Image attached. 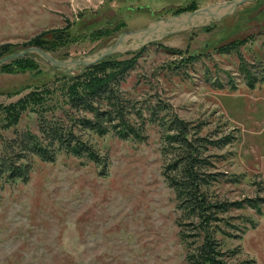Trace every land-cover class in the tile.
I'll return each instance as SVG.
<instances>
[{
	"label": "rangeland",
	"instance_id": "rangeland-1",
	"mask_svg": "<svg viewBox=\"0 0 264 264\" xmlns=\"http://www.w3.org/2000/svg\"><path fill=\"white\" fill-rule=\"evenodd\" d=\"M219 1L0 0V47L15 44L17 51L55 29L61 37L48 44L52 54L76 56L108 44L121 30ZM248 72L256 78L251 88ZM64 74L31 54L0 65V154L5 141L17 142L24 132L44 141L39 126L55 123L74 124L75 138L98 156L95 162L54 144L52 161L32 157L26 180L0 178V264H183L203 232L178 207L163 175L175 153L165 139L174 117L201 125V135L213 140L201 149V172L209 180L203 188L209 200L228 205L207 231L229 263L264 264V82L258 81L264 76V0L138 51L107 56L83 75ZM108 77L123 120L139 127L137 135L121 137L111 127L116 119L101 135L78 124L91 113L70 107L69 95ZM98 100L108 108L106 96ZM226 133L233 136L229 144L214 143Z\"/></svg>",
	"mask_w": 264,
	"mask_h": 264
},
{
	"label": "trees",
	"instance_id": "trees-1",
	"mask_svg": "<svg viewBox=\"0 0 264 264\" xmlns=\"http://www.w3.org/2000/svg\"><path fill=\"white\" fill-rule=\"evenodd\" d=\"M196 9L191 8L190 10ZM188 11V10H182ZM179 13V12H176ZM55 29L45 30L26 41L21 49L36 46L51 53L48 44L53 43L55 40L60 39L61 35L55 33ZM50 34L49 41H46L44 35ZM53 41V42H52ZM15 44H2L0 53L14 52L13 47ZM141 49V48H140ZM20 50V49H19ZM139 50V49H138ZM135 50V51H138ZM33 55V54H31ZM5 56V55H4ZM61 58V57H58ZM103 60L92 64L79 70L84 72L90 68H97L103 63ZM123 68H118L116 73H119ZM61 73V72H60ZM66 75L64 73H61ZM113 77V76H112ZM248 87L253 86L256 81L254 76L248 72L247 76ZM111 79L108 78H93L91 83L80 91H73L69 96V104L72 108H81L91 113V118L80 117L77 119L79 125L84 129H88L101 135L107 131V124L116 119L111 127L116 129L121 137L128 134L137 135L139 127L133 128L123 120V104L116 91L112 88L110 83ZM258 81L264 82V76L259 78ZM106 96L108 101V108L99 105L101 97ZM18 109L22 107L21 100L18 102ZM15 105L8 106L7 110L13 109ZM13 117L15 113H9ZM171 132L165 135L167 140V147L174 145L175 153L164 168L163 175L167 184L173 189L178 207L188 210L190 215L197 219L195 227L199 232H203L202 241L196 244L187 251L185 255V262L183 264H231L224 258L223 252L220 250V245L209 231L208 225L211 221L216 220V212L223 211L228 204L219 200H209L207 193L204 191L209 180L208 174L202 175L201 166L203 165V158L201 156V149L205 150L208 144L213 140L201 135V125L191 126L185 121L176 117L172 120ZM74 124L59 125L55 123H47L40 125L39 129L41 134L46 137L42 138L44 141H37L29 133L24 132L21 139L17 142L13 140L5 141L2 146V153L0 154V178L5 181L26 180L30 170L32 157H36L41 161H52L54 156L53 145L59 148L63 147L65 152L74 154L76 156L84 154L93 161H98V156L93 150L92 146L83 141L75 138L72 132ZM194 127V128H193ZM233 140V136L226 133L218 138H215V144L224 146ZM175 170V172H171ZM204 187V188H203ZM249 204L254 200L248 199ZM262 201V200H261ZM239 202H231L232 205H237ZM256 204V203H255ZM254 204V206H255ZM264 204V199L262 201ZM234 250L231 254H234ZM252 259L243 261L242 264L253 263Z\"/></svg>",
	"mask_w": 264,
	"mask_h": 264
},
{
	"label": "water",
	"instance_id": "water-1",
	"mask_svg": "<svg viewBox=\"0 0 264 264\" xmlns=\"http://www.w3.org/2000/svg\"><path fill=\"white\" fill-rule=\"evenodd\" d=\"M249 1L251 0H223L167 17L156 18L141 28L121 30L108 44L76 56L56 58L46 50L29 46L3 56L0 58V65L10 59L33 54L61 73L83 70L112 54L135 51L165 36L218 22L223 17L232 14L239 5Z\"/></svg>",
	"mask_w": 264,
	"mask_h": 264
}]
</instances>
